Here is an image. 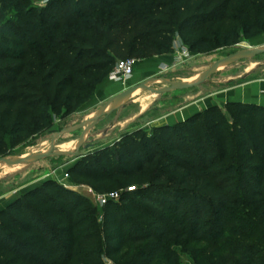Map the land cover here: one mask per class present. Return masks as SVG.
Masks as SVG:
<instances>
[{"label": "trees", "instance_id": "1", "mask_svg": "<svg viewBox=\"0 0 264 264\" xmlns=\"http://www.w3.org/2000/svg\"><path fill=\"white\" fill-rule=\"evenodd\" d=\"M263 28L264 0H49L39 13L0 0V158L119 61L169 56L175 35L193 50ZM224 108L156 127L157 139L125 135L67 170L117 202L52 182L26 192L0 211V264H181V242L204 248L200 264H264V108Z\"/></svg>", "mask_w": 264, "mask_h": 264}, {"label": "rangeland", "instance_id": "2", "mask_svg": "<svg viewBox=\"0 0 264 264\" xmlns=\"http://www.w3.org/2000/svg\"><path fill=\"white\" fill-rule=\"evenodd\" d=\"M36 2L37 0H30V5L39 13L42 8L37 6ZM262 46H264V28L259 33L247 36L240 30L239 37L235 42L217 39L193 50L184 46L178 35H175L173 39L174 51L168 56L170 57L168 65L161 66L150 74H143V79L139 83H134L132 77L124 86L117 82L121 88L107 99L98 101L95 99L97 89L105 81L114 83L110 80V72L99 82L93 92L78 100L79 107L75 110L69 109L72 103L60 109L45 108L42 118L50 117V120L41 121L32 126L28 133V140L9 152L7 157L13 158L48 151L51 148V139L54 135L58 136L54 139L53 151L76 152L79 139L86 128L82 124L114 96L140 83L152 82V79L166 78L174 82L192 81L204 74L214 63L226 57L239 51ZM146 60L137 61L134 70L137 66L141 67ZM243 75L244 77L240 78ZM259 78H264V55L240 59L225 65L217 69L207 82L197 88L163 94H156L148 90L138 91L133 96L124 99L119 107L102 117L85 135L83 144L75 154L50 157L29 165L0 166V211L7 209L12 202L21 198L26 192L39 188L46 182H52L73 191L76 195L86 198L92 205L97 206L94 196L96 193L93 188L85 183H75L67 176V170L70 167L98 149L113 146L125 135L130 136L133 133H138L139 137L141 135L152 137L153 129L159 127L160 123L173 121L165 120L163 116L187 105L192 99L246 80ZM149 87L160 91L168 88V85L158 80L151 83ZM218 108L227 115L224 106ZM227 118L229 117L227 116ZM80 125L82 127L73 130ZM62 131L67 132L61 134ZM154 138L157 139V137ZM179 203L181 204V202ZM177 250L181 264H200V260L205 257L204 248L197 242L189 244L181 242ZM159 256L160 254H156L154 259Z\"/></svg>", "mask_w": 264, "mask_h": 264}, {"label": "crops", "instance_id": "3", "mask_svg": "<svg viewBox=\"0 0 264 264\" xmlns=\"http://www.w3.org/2000/svg\"><path fill=\"white\" fill-rule=\"evenodd\" d=\"M169 62L170 57L168 56H158L146 60L141 67H136L131 79L134 80V83H139L143 79V74H150L154 70L159 69V67L168 65ZM243 77L244 75L240 78ZM181 82L185 83L183 80H181ZM119 88H121V85L117 82L111 83L110 81H105V83L97 89L95 99L98 101L107 99ZM227 103H240L264 108V78L246 80L224 89L215 90L208 95L192 99L187 105L177 108L171 113L163 116L165 120L171 119L173 120L172 122H163L158 126L174 125L175 123L182 122L209 107H220Z\"/></svg>", "mask_w": 264, "mask_h": 264}, {"label": "water", "instance_id": "4", "mask_svg": "<svg viewBox=\"0 0 264 264\" xmlns=\"http://www.w3.org/2000/svg\"><path fill=\"white\" fill-rule=\"evenodd\" d=\"M259 55H264V46L262 47H257L254 49L250 50H244V51H239L231 56H228L216 63H214L204 74H202L199 78L194 79L189 82H174L166 78H160V79H152L150 81H146L143 83H140L138 85H135L122 93L114 96L110 101H108L103 107H101L96 113H94L86 122H84L82 125L85 126V130L82 134V136L79 139L78 145L76 152L78 151L79 147L81 144H83L84 137L85 135L97 124V122L104 116H106L111 110L119 107L122 103V101L126 98H129L133 96L135 93L141 90H148V91H153L156 94H163V93H168L171 91H184V90H189L193 88H197L201 85H203L205 82H207L215 73V71L225 65H229L235 61H238L240 59H248V58H253ZM162 81L168 85V88L157 91L149 87V85L153 82L156 81ZM82 125L75 127L73 130L79 129L82 127ZM67 131H62L60 132L65 133ZM58 135H54L51 139V148L48 151L44 152H37L34 154H29V155H23L19 157H3L0 158V166L3 167H13V166H20V165H29L34 162L50 158V157H63V156H71L75 154L76 152H64V151H53V144H54V139Z\"/></svg>", "mask_w": 264, "mask_h": 264}, {"label": "built area", "instance_id": "5", "mask_svg": "<svg viewBox=\"0 0 264 264\" xmlns=\"http://www.w3.org/2000/svg\"><path fill=\"white\" fill-rule=\"evenodd\" d=\"M49 0H37L36 5L43 8L48 4ZM137 61L133 59H127L116 63L115 67L110 73V80L119 82L123 86L126 85L127 81L132 77L134 67ZM134 188H129L128 191L132 192ZM95 201L99 207H103L108 202H117L120 198L119 192L110 193L107 195L94 194Z\"/></svg>", "mask_w": 264, "mask_h": 264}]
</instances>
